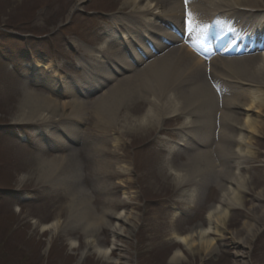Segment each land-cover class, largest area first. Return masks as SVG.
I'll return each instance as SVG.
<instances>
[{"label":"bare ground","instance_id":"obj_1","mask_svg":"<svg viewBox=\"0 0 264 264\" xmlns=\"http://www.w3.org/2000/svg\"><path fill=\"white\" fill-rule=\"evenodd\" d=\"M256 1L258 0H188L186 3L185 0H122L119 12L111 16L113 24L123 25L120 35L116 30L106 28V36L95 47L80 45L82 53L90 57L88 62L90 66L86 68L82 76L66 80L57 73L56 68L52 71L53 64L41 61L31 64L34 84L46 87L49 94L57 90L59 95L72 96L78 91H83L87 95L85 97H88L92 92L97 95L95 100L91 101L88 98L83 100L76 97L69 102L59 103L49 94L29 88L27 81L21 87V95L18 99L20 111L12 121L27 122L34 121V119L47 121L51 118L54 121L60 120L59 130L65 134H62L63 139L59 142L66 146H70L68 139H77L80 133L79 129L75 128L68 119L65 120L66 123L61 120L66 117L56 118L58 114L65 115L63 109L60 108L61 105L69 107L71 117L77 116L74 112L92 103L98 114L95 124H108L115 129L116 114L120 106L126 109L132 100L143 99L147 102L145 110L139 115L128 114V117H133V122L124 121L121 124L123 134L147 129L154 122L160 125L165 118L179 114L183 117L181 126L176 128L179 130V138L173 142L165 138V143L167 151L176 148L186 153V160L178 165H173L167 159L162 163L171 176L174 186L181 188L175 200L188 206L198 205V200L204 196L208 185L218 188L219 199L217 202L208 204L204 213L205 224L197 222L184 233L173 230L169 234V237L182 246L175 248L172 252L170 256L172 264L186 259L184 250L198 254L201 260L218 252L217 241L224 233H227L230 210L233 207H243L242 192L246 190L247 176L242 173V169L247 168L246 161L256 153L252 143L253 138L260 132L262 123L259 117L262 116V107H264V52L249 57L228 58L231 47L225 44L219 49L213 47V54L216 57L204 62L181 44V39L197 33L195 30L201 28V25L207 26L209 22H212V27L215 28L214 16L221 15L225 10L229 13H238L233 15L235 25L245 23L254 28L263 27L264 12L252 14V19L245 18L246 15L237 10L238 6L256 8L251 4ZM77 4L78 2L72 6L70 12L76 8ZM125 9L129 10L128 13H125ZM189 15L192 17L191 31L187 28ZM254 17H258L256 23ZM160 25H163L162 35L169 37L172 43L165 48L163 47L166 44L160 41V32L157 29ZM166 25L167 29L164 28ZM133 39H136L138 44H132L131 50L139 61L141 58L135 49L136 46L143 47L145 52L148 47L143 44V41L150 42L153 47H158L156 58L145 62L141 66L143 68L136 70L132 69L136 61L132 63L130 58V60L126 59L124 51L120 48L123 40L131 44ZM40 68L52 73L43 76L38 73ZM131 69L132 74L121 78L123 73L130 72ZM230 71L242 73L245 76V82L240 81ZM252 76H260L262 81L250 80L249 77ZM231 80L241 86L235 87V91L241 92L239 95L228 89L227 85L233 84ZM110 81L113 85L101 93ZM220 100L223 106L219 105ZM41 132L42 130L38 133ZM119 135L104 134V144H111L114 148L112 152L122 141ZM49 137L53 140L52 142L58 140L57 136L52 138L49 135ZM224 137L229 139L233 146H225L226 152L222 154L228 163L220 167L221 170L218 169L220 174L217 175L215 151L210 150L211 147L207 150L197 149L194 142L213 146L215 141L221 142ZM105 145L96 140L92 141L89 148L97 163L95 173L98 177V186L96 191L107 195L104 199L105 205L101 206L100 211H96L93 205L94 196L82 182L81 167L83 165L76 158L75 145L70 147L72 156L55 155L48 159L40 158L37 161L35 176L37 180L50 178L56 181L54 179L56 171L59 167L61 168L58 183L70 185L66 190L67 200L64 204L67 214L66 225L69 228L80 230L83 236L84 248L80 257L90 252L98 259L108 262L111 260L112 251L117 249L116 239L120 236H127L131 229L137 226L135 221L138 220L136 214L132 212L117 210L121 199L114 197L117 191L112 192L114 187L106 178L128 175L130 168L120 164L119 161L113 162L106 153ZM216 145L217 143L213 148ZM182 146L190 147L192 153H187L188 151ZM167 154L171 153L167 152ZM71 158L74 161L73 166L69 164ZM126 181L129 182V179ZM121 186L125 185L121 184ZM58 217L49 223L35 222V225L40 228L41 232H56L61 222ZM244 223L240 230L247 234L246 238H249L258 229L251 223ZM103 228L112 238L110 246L100 243L98 235ZM237 235H240V232H237ZM239 240L232 234L230 241L233 248L240 246L241 241ZM68 242L72 248L78 246L77 240L69 238ZM122 246L123 249L128 247V245ZM236 252V256H244Z\"/></svg>","mask_w":264,"mask_h":264},{"label":"rangeland","instance_id":"obj_2","mask_svg":"<svg viewBox=\"0 0 264 264\" xmlns=\"http://www.w3.org/2000/svg\"><path fill=\"white\" fill-rule=\"evenodd\" d=\"M77 2L76 9L69 14ZM121 2L122 0H0V264H172V252L182 246L169 237V234L173 230L184 233L197 222L205 224L206 210L195 212L171 200L180 189H176L167 169L162 166L166 159L164 137L178 139L173 129L182 123L183 117L180 114L164 119L160 125L154 122L147 129L123 134L121 124L124 121L133 122V117L128 116L139 115L145 110L147 102L143 99L132 100L126 109L120 106L116 114L115 129L108 124H95L98 114L92 103L74 112L77 116L71 117L69 107L61 105L65 115L58 114L56 118L66 117L61 120L65 122L68 119L81 134L72 145L77 150L76 158L83 165L81 179L94 196L96 211H100L101 206L105 205L107 195L96 191L97 163L89 148L92 141L96 140L105 145V133L108 136L120 134L121 143L114 152L113 146L107 143L106 153L113 162L119 161L120 164L127 165L129 173L108 177L106 180L114 187L112 192L117 191L114 197L121 199L117 210L132 212L138 220L135 221L137 226L127 236L116 239L118 246L112 251L110 261L104 262L90 252L80 257L84 248L83 236L80 230L66 225L64 204L67 200L66 190L70 185L58 183L61 168L56 171V181L50 178L37 180L35 176L40 158L72 156L67 146L48 142L49 135H60L57 129L60 120L12 121L20 111L18 99L22 84L32 73L31 69L25 67L26 63L38 60L50 64L52 61L60 69L62 76L79 75L82 68L79 67L81 64H75L76 59L80 57L83 65L89 58L83 56L82 49L75 45L82 43L80 38L87 41L83 44L97 45L101 40L100 30L108 23V19L104 17L116 13ZM251 4L264 8V0ZM230 72L241 80L245 77L242 73ZM249 79L262 81L260 76ZM112 85L113 83L106 86L101 93ZM28 87L46 92L38 86L29 84ZM51 97L59 103L73 100L66 96ZM96 97L91 95L88 100L93 101ZM259 121L262 123L260 132L252 143L256 153L246 161L248 169H242V173L247 176L246 190L242 192L243 207H233L230 210L227 233L217 241L218 252L201 260L198 254L184 250L186 259L177 264H264V107ZM41 128L44 132L39 134ZM225 139L222 138L220 144L222 153L226 152L225 146L232 147L230 140ZM168 160L173 165H178L186 160V155L173 153ZM69 164L74 165L72 158ZM214 188L211 187L208 191V196L211 197L208 202H217L219 199V191ZM58 215L61 222L56 232H41L35 225V222L49 223ZM244 222L251 223L258 229L249 238L240 230ZM232 234L241 241L237 248H233L231 244ZM98 237L101 244L111 245L112 238L106 229L103 228ZM69 238L78 241L76 248L70 247ZM122 245L128 247L123 249ZM235 252L244 256H236Z\"/></svg>","mask_w":264,"mask_h":264},{"label":"snow or ice","instance_id":"obj_3","mask_svg":"<svg viewBox=\"0 0 264 264\" xmlns=\"http://www.w3.org/2000/svg\"><path fill=\"white\" fill-rule=\"evenodd\" d=\"M185 2L187 3L188 0H185ZM187 28H188L189 31H191V29H192V17H191V15L188 16Z\"/></svg>","mask_w":264,"mask_h":264}]
</instances>
